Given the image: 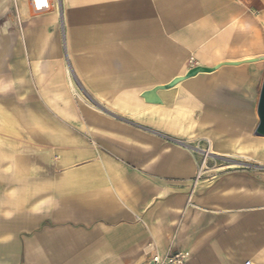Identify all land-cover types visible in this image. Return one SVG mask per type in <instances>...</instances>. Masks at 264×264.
<instances>
[{
	"label": "crops",
	"instance_id": "obj_1",
	"mask_svg": "<svg viewBox=\"0 0 264 264\" xmlns=\"http://www.w3.org/2000/svg\"><path fill=\"white\" fill-rule=\"evenodd\" d=\"M59 5L30 22L28 55L53 62L65 53L79 96L63 64H43L50 112L0 97V132L17 133L36 116L79 123L42 124L54 135L39 142L60 153L55 171L33 173L32 158L12 156L16 207L0 221V264H145L169 252L190 253L187 264H264V173L195 183L199 157L173 142L206 139L214 156L259 149V122L243 100L262 67L254 63L264 61V0ZM0 39L1 61L10 37ZM6 153L0 148V160Z\"/></svg>",
	"mask_w": 264,
	"mask_h": 264
},
{
	"label": "rangeland",
	"instance_id": "obj_2",
	"mask_svg": "<svg viewBox=\"0 0 264 264\" xmlns=\"http://www.w3.org/2000/svg\"><path fill=\"white\" fill-rule=\"evenodd\" d=\"M22 4H25L28 8L26 13H23L21 10ZM56 10H58V12L61 11L59 0L53 1V5L49 12ZM42 14L43 13H38L34 10L32 0H0V38L3 34L9 35L10 37L8 54L0 61V67L2 69V74L0 76L2 77L0 78V97L10 103L14 101L16 104L24 107L25 112L29 113L35 110L43 115L50 112V107H46L45 101L43 100V85L45 82L43 64H63L67 77L66 81L70 82L74 89L72 96L77 98L80 90L78 79L74 71L70 70L65 53L62 55L60 61L53 62L49 59L45 60L41 58L34 61V59L31 60L29 58L27 49L28 26L33 19ZM254 64H260L262 67L255 79L250 81L247 85L243 103L259 122L257 110L264 80V61H259ZM32 66H35V68ZM198 67L199 65L197 64H186V68L190 71ZM47 80H49V78ZM57 82L60 83V81ZM84 97L87 99L86 95ZM53 103L55 102L52 101L51 105H53ZM84 103L101 111L106 109L102 103L98 101L85 100ZM64 104L66 103H63V105ZM104 112L107 113V111ZM115 118L123 122L129 120L130 122L141 125L137 121L127 117L119 116ZM45 122L56 125H68L79 123V117L36 116V119H34V121L32 120V124L29 126L23 125L22 127H18L16 130L17 133L13 132L9 134V132H0V148H3L8 155V159L0 160V221L12 219L13 209L16 207L11 201L16 197L17 185L9 181L7 176L8 169L11 168L12 165L10 163L12 156L24 155L32 158V164L29 167L33 173L43 174L45 172L55 171L56 165L52 162H57L59 159V150L55 148L52 143L45 144L38 140L39 136H44L46 134L54 135L53 133L44 132L42 124ZM173 139L176 145L189 150L199 157L196 177L201 171V181L203 179H217L223 174L243 170L264 173V138H259L260 145L259 149L256 151L251 150V147H249L250 149L248 150L245 149L241 151L243 149L236 146L234 149L238 147V150L233 151L231 154H228V156H208V158H205L203 153V151H208L209 149V144L206 139L194 142L182 138ZM177 142H180L184 146ZM250 146L252 145L250 144ZM47 157H51V163L49 164L45 163L49 162V160L45 159ZM234 164L236 167L232 166ZM196 177L194 180H196Z\"/></svg>",
	"mask_w": 264,
	"mask_h": 264
},
{
	"label": "built area",
	"instance_id": "obj_3",
	"mask_svg": "<svg viewBox=\"0 0 264 264\" xmlns=\"http://www.w3.org/2000/svg\"><path fill=\"white\" fill-rule=\"evenodd\" d=\"M48 1L51 3V6H52L54 0H48ZM32 5H33V2H32ZM38 13H41V12H38ZM201 178H202V172L200 171L196 177L195 183L201 181ZM190 257L191 255L188 252H177V253L169 252L168 254L164 256L154 253V254L149 255V258L145 264H187ZM245 264H254V263L251 261H248Z\"/></svg>",
	"mask_w": 264,
	"mask_h": 264
},
{
	"label": "bare ground",
	"instance_id": "obj_4",
	"mask_svg": "<svg viewBox=\"0 0 264 264\" xmlns=\"http://www.w3.org/2000/svg\"><path fill=\"white\" fill-rule=\"evenodd\" d=\"M32 2H33V6L35 8V11H37V12H41V13L44 14V13H47V12H49L51 10V3L48 0H32ZM21 8H22V10H26V11L28 9L25 4H22L21 5ZM197 65H199V64H197ZM199 70H200L199 68H196V69L192 70L193 75H195ZM259 138H264V137H259ZM208 144H209L208 151L201 150V151H203L205 158H208V156H211V155L214 156V154H216V152L214 151V149L212 150V152H210L211 144H210V142H208Z\"/></svg>",
	"mask_w": 264,
	"mask_h": 264
},
{
	"label": "water",
	"instance_id": "obj_5",
	"mask_svg": "<svg viewBox=\"0 0 264 264\" xmlns=\"http://www.w3.org/2000/svg\"><path fill=\"white\" fill-rule=\"evenodd\" d=\"M191 76L192 75H190L189 77H191ZM150 102H154V101L150 100ZM257 113H258V117H259V125H258L257 130L254 133V135L256 137H264V80H263V85H262V89H261ZM177 143L180 145H183L180 142H177Z\"/></svg>",
	"mask_w": 264,
	"mask_h": 264
}]
</instances>
